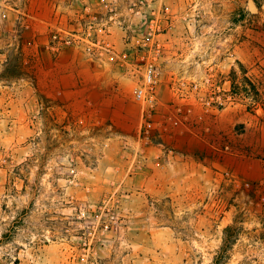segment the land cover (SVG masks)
Wrapping results in <instances>:
<instances>
[{
	"label": "rangeland",
	"instance_id": "1",
	"mask_svg": "<svg viewBox=\"0 0 264 264\" xmlns=\"http://www.w3.org/2000/svg\"><path fill=\"white\" fill-rule=\"evenodd\" d=\"M65 48L100 74L46 71ZM262 151L264 0H0V264H264Z\"/></svg>",
	"mask_w": 264,
	"mask_h": 264
},
{
	"label": "crops",
	"instance_id": "2",
	"mask_svg": "<svg viewBox=\"0 0 264 264\" xmlns=\"http://www.w3.org/2000/svg\"><path fill=\"white\" fill-rule=\"evenodd\" d=\"M109 35H107L108 40L111 41L117 48H121L122 46H126V43L124 40H122L119 35L117 36V33L115 31V27L112 26L109 27ZM52 51V50H51ZM46 51L47 53V60L48 63L45 64V70L52 72L55 70H77L82 71L85 73L90 74L91 76H98L100 74V69L98 70V64L94 62H90L87 58H84L81 53L78 52L75 48H65L64 51L60 52L58 55H54L53 52ZM106 68V67H104ZM115 68L111 67L110 64H108V67L106 68V72L111 75H114ZM104 72V73H106ZM190 149L195 153H201L203 152V145L199 143H194ZM262 156H264V153L262 151ZM264 162H262L263 164ZM222 166L225 168L232 169L236 172L241 173L243 176L244 173H248L250 175V170L254 167V165L258 166L259 169H262V165H257L254 162H243L241 165L237 161L233 160H225L222 163ZM251 176V175H250Z\"/></svg>",
	"mask_w": 264,
	"mask_h": 264
},
{
	"label": "built area",
	"instance_id": "3",
	"mask_svg": "<svg viewBox=\"0 0 264 264\" xmlns=\"http://www.w3.org/2000/svg\"><path fill=\"white\" fill-rule=\"evenodd\" d=\"M63 33V32H62ZM63 34H66L65 32ZM53 40L69 44L71 40L64 35L54 34ZM95 49L87 47L89 55L102 56L103 54L110 58H117L118 54L112 45L104 40H96L91 44ZM97 54V55H95ZM158 83L159 80L156 75L155 65L152 62H147L142 71V81L133 89V100L139 104L141 108V118L144 119V129L147 131L151 129L152 123L150 121L151 115L154 114L155 107L158 104ZM183 84V83H182ZM193 90L199 88L198 84H193Z\"/></svg>",
	"mask_w": 264,
	"mask_h": 264
},
{
	"label": "trees",
	"instance_id": "4",
	"mask_svg": "<svg viewBox=\"0 0 264 264\" xmlns=\"http://www.w3.org/2000/svg\"><path fill=\"white\" fill-rule=\"evenodd\" d=\"M232 230V228L231 227H228V228H226V230L225 231H231ZM227 242V239L226 238H224V240H223V246L220 248V252H219V255H222V254H224L225 253V246H224V243H226ZM213 264H216V263H213ZM218 264V263H217Z\"/></svg>",
	"mask_w": 264,
	"mask_h": 264
}]
</instances>
